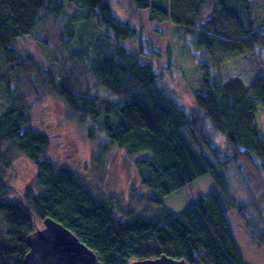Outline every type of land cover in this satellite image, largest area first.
I'll list each match as a JSON object with an SVG mask.
<instances>
[{"label": "trees", "instance_id": "16d2710c", "mask_svg": "<svg viewBox=\"0 0 264 264\" xmlns=\"http://www.w3.org/2000/svg\"><path fill=\"white\" fill-rule=\"evenodd\" d=\"M116 1L0 0V101L7 102L0 104V264H25L28 239L39 229L37 222L46 219L64 225L103 264L163 255L187 264H244L222 196H200L181 214L164 199L207 175L227 194L232 168H248L264 189V132L258 124L264 81L248 87L237 77L225 79L211 71L212 66L219 70L227 44L230 57L264 48V22L255 21L254 0L213 5L210 0H127L135 12L149 11L150 22L184 29L210 59L199 63L201 88L190 113L166 84L172 63L164 69L142 63L122 44L142 35L119 16ZM46 22L58 29V49L65 52L69 70L62 63L55 74L17 47L18 40L35 38ZM77 72L117 98L91 95ZM29 91L39 100L41 93L60 99L78 124L90 119L91 139L99 131L128 155L149 151L152 158L136 161L139 185L149 195L132 189L131 199L154 215L124 211L116 196L100 198L71 167L54 163L48 157L49 137L32 127ZM217 133L229 153L215 144ZM13 151L35 167L37 188L20 194L8 185ZM233 202L251 237L264 248V192L248 203Z\"/></svg>", "mask_w": 264, "mask_h": 264}, {"label": "rangeland", "instance_id": "374dc122", "mask_svg": "<svg viewBox=\"0 0 264 264\" xmlns=\"http://www.w3.org/2000/svg\"><path fill=\"white\" fill-rule=\"evenodd\" d=\"M217 1L210 0L211 5ZM128 2L127 0L116 1V11L121 18L140 29L142 39L135 38L123 41L122 44L128 51L136 54L142 63L154 64L159 69H164L172 63L173 70L165 74L166 84L174 96L169 94L181 108L190 113L189 108L193 106L194 93L201 88L203 73L199 63L203 60L209 62L210 59L204 51L196 48L193 39L185 35L184 29L177 28L170 22L161 24L150 22L149 11L135 12ZM254 4L255 21L264 22V0H254ZM212 12V7H208L207 15L210 16ZM48 23L40 27L35 38L25 37L18 40L17 47L29 52L45 69H50L57 74L62 63L65 71L69 70L70 66L65 61V52L58 49L57 27ZM262 32L264 33V29ZM226 41V39L222 40L227 44ZM227 45H229L226 46L227 48L231 47L230 44ZM226 49L219 56L222 60L219 70L212 66V72L222 74L225 79L237 77L248 87L259 79L264 81L263 47L254 50L246 49V52L235 57H230ZM78 74L82 85L90 88L88 90L91 95H101L110 100L117 98L104 88L96 87L91 78L87 80L84 75ZM29 93L26 100L32 107V127L49 137L51 149L48 157L54 163L58 166L71 167L86 187L100 198L116 196L124 211L133 209L139 214L154 215V210L144 212L146 204H138L131 199L132 189L140 194L149 195L148 191L140 187L136 170L137 160L152 158L149 151L133 156L128 155L125 151L111 145L99 131L96 137L91 139L88 131L92 126L90 119L84 125L78 124L69 118L65 104L57 97L41 93V100H39L36 94L30 91ZM0 104H7L3 97ZM258 124L264 132V111L261 108ZM183 133L195 148L196 144L192 141L188 130L184 129ZM213 138L218 147L229 153L226 140L222 135L213 134ZM12 155L14 162L8 185L20 194L25 193L28 188H37L35 167L15 151ZM229 179L227 194L211 176L207 175L166 197L164 202L175 214H181L193 207L200 196L218 195L220 198L222 196L226 219L244 264H264V248L251 237L233 202L234 199L244 204L260 198L264 192L263 181L248 168H244L241 172L232 168ZM19 193L11 197V200ZM260 207L264 212V203L260 204ZM37 224L39 229L45 228L43 222L38 221Z\"/></svg>", "mask_w": 264, "mask_h": 264}, {"label": "water", "instance_id": "95a60500", "mask_svg": "<svg viewBox=\"0 0 264 264\" xmlns=\"http://www.w3.org/2000/svg\"><path fill=\"white\" fill-rule=\"evenodd\" d=\"M28 239L30 252L25 264H103L97 255L84 245L69 229L52 219L44 220ZM132 264H187L184 260L163 255L156 259L135 261Z\"/></svg>", "mask_w": 264, "mask_h": 264}]
</instances>
